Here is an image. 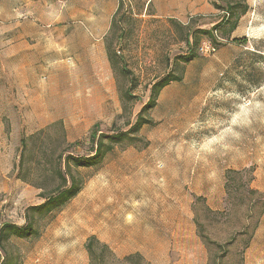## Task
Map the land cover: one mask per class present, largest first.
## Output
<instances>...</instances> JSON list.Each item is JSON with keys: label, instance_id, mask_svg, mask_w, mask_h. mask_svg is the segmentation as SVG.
I'll return each instance as SVG.
<instances>
[{"label": "rangeland", "instance_id": "obj_1", "mask_svg": "<svg viewBox=\"0 0 264 264\" xmlns=\"http://www.w3.org/2000/svg\"><path fill=\"white\" fill-rule=\"evenodd\" d=\"M213 28L217 46L198 33ZM163 81L151 123L120 135ZM94 130L121 138L70 161L80 193L0 242V263L176 264L174 230L185 256L243 264L264 217V0H0V231L61 183L60 154L94 156ZM98 235L115 251L98 240L92 258Z\"/></svg>", "mask_w": 264, "mask_h": 264}, {"label": "trees", "instance_id": "obj_2", "mask_svg": "<svg viewBox=\"0 0 264 264\" xmlns=\"http://www.w3.org/2000/svg\"><path fill=\"white\" fill-rule=\"evenodd\" d=\"M229 7V5H228ZM228 9V8H227ZM233 10V8H232ZM246 10H244L241 14H245ZM240 15H237L236 20L233 22V25L231 27V31H234L238 27V22L240 20ZM226 19V17H224ZM227 20V19H226ZM114 25V23H113ZM217 27V26H216ZM217 29V28H216ZM216 29L213 28L212 30H200L198 33L199 34H206L209 35L208 37L210 40L214 43V45L217 46V34H216ZM189 36L187 37V45L188 48L192 49V43L191 40L189 39ZM108 55H109V60L113 63L114 58L111 53V48L108 46ZM196 57L194 54L189 52L187 54V61H190ZM181 78L176 79V81H180ZM168 83L159 82L155 84L154 89H153V96L152 99L154 101L150 102L146 107L143 109L142 113L138 117L136 123L132 126L129 132H126L124 134L120 135H127L131 131H139L144 125L150 124V120H144L143 118V113L153 109L155 107V96L167 85ZM120 135H113V136H107L110 138L111 143L109 146L104 149V142L101 140V138L98 136V132L94 130L91 134V139L96 144V148L94 149V156L85 158V159H80V158H73L70 154L67 155L65 158L63 157V154L59 155V162L62 163V161H66V167H58L55 175L61 180V183L53 188L52 190L46 192L43 190V192L40 194L41 197L44 199V202L40 204L39 206L31 207L30 213L28 212L26 214V221L27 224L25 226H18L15 224H6L3 225L1 231H0V242H3L4 240H9L10 237L15 236L19 238H26L32 235H35V224H34V215L37 213H44L51 215L54 213V211L63 208L66 206L68 202H70L72 199H74L81 191L82 185L81 181L77 178V176L72 172V168L69 165L70 161H74V167L75 168H80V167H89L92 166L93 164H96V161L101 159L105 153L111 152L114 149L113 143L117 141L120 137ZM97 141V142H96ZM96 142V143H95ZM22 143L25 145L26 140H23ZM23 164V162L21 163ZM23 167V165H21ZM68 178H70V184L68 181ZM230 178H228L229 180ZM42 188V187H41ZM252 191V190H251ZM203 236L200 235V238L202 239ZM204 239L209 242V238L204 237ZM99 243L98 239L95 236H92L88 239L86 243V249L90 256L93 258L94 257V249H95V244ZM105 249H108L106 245H103ZM4 264V263H0Z\"/></svg>", "mask_w": 264, "mask_h": 264}, {"label": "crops", "instance_id": "obj_3", "mask_svg": "<svg viewBox=\"0 0 264 264\" xmlns=\"http://www.w3.org/2000/svg\"><path fill=\"white\" fill-rule=\"evenodd\" d=\"M176 232H179V227L177 228ZM172 235L176 237L175 239H173L175 241L173 248L176 249V251L182 252V254H180L178 258V263L176 264H207L208 263L209 261L208 251L203 245L202 246L197 245L196 248L192 247L194 250L189 251V254L185 256L183 253V248L185 246L183 244L185 242L182 241V237L184 235L183 234L180 235L179 233L177 235L174 230L172 231ZM189 235L191 242H196V243L199 242L198 240L199 238L195 233L194 226L193 227L190 226ZM97 239L100 242H102L103 245H106L108 248L115 251L114 250L115 247L113 245L114 243L110 242L105 237H100L99 235L97 236ZM263 242H264V217L261 219L259 226L257 227L250 244L246 248V251L244 253L243 264H264V247L262 246ZM161 249L167 251L169 249L168 243H166L163 248L161 247Z\"/></svg>", "mask_w": 264, "mask_h": 264}, {"label": "built area", "instance_id": "obj_4", "mask_svg": "<svg viewBox=\"0 0 264 264\" xmlns=\"http://www.w3.org/2000/svg\"><path fill=\"white\" fill-rule=\"evenodd\" d=\"M201 50L203 52H211L212 50H214L213 46L211 43L207 42L206 44H204L201 48Z\"/></svg>", "mask_w": 264, "mask_h": 264}]
</instances>
